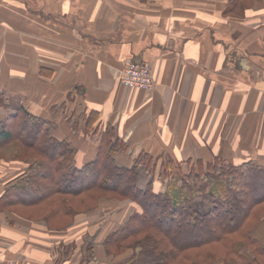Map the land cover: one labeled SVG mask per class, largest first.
<instances>
[{
    "label": "crops",
    "instance_id": "obj_1",
    "mask_svg": "<svg viewBox=\"0 0 264 264\" xmlns=\"http://www.w3.org/2000/svg\"><path fill=\"white\" fill-rule=\"evenodd\" d=\"M243 1L0 0V120L25 108L54 121L80 166L96 159L112 128L127 147L121 165L140 154L157 160L156 189L167 160L264 166V0ZM130 63L152 70L151 91L121 83ZM14 148H0L8 154L0 197L26 166ZM152 178L141 172L139 187ZM17 211L0 209V264H131L136 256L105 246L140 211L130 200L101 198L72 220ZM253 234L264 243V218Z\"/></svg>",
    "mask_w": 264,
    "mask_h": 264
},
{
    "label": "trees",
    "instance_id": "obj_2",
    "mask_svg": "<svg viewBox=\"0 0 264 264\" xmlns=\"http://www.w3.org/2000/svg\"><path fill=\"white\" fill-rule=\"evenodd\" d=\"M91 122L93 114L86 125ZM56 128L25 108L0 120V148L14 144L12 157L26 165L5 184L0 209L38 207L48 217L72 220L101 198L130 200L140 211L105 246L113 253L133 248L131 264H264V243L253 234L264 218L263 165L217 159L206 167H182L167 160L158 174L165 183L156 189L157 160L140 154L121 165L116 156L127 147L112 128L104 132L96 159L82 166L71 143L55 137ZM141 172L153 177L144 189Z\"/></svg>",
    "mask_w": 264,
    "mask_h": 264
},
{
    "label": "built area",
    "instance_id": "obj_3",
    "mask_svg": "<svg viewBox=\"0 0 264 264\" xmlns=\"http://www.w3.org/2000/svg\"><path fill=\"white\" fill-rule=\"evenodd\" d=\"M120 80L128 88H138L148 91L154 88L153 73L148 66L130 63L122 70Z\"/></svg>",
    "mask_w": 264,
    "mask_h": 264
},
{
    "label": "rangeland",
    "instance_id": "obj_4",
    "mask_svg": "<svg viewBox=\"0 0 264 264\" xmlns=\"http://www.w3.org/2000/svg\"><path fill=\"white\" fill-rule=\"evenodd\" d=\"M256 2H259L258 0H251V3H253V5L252 6H254V4H255V6L257 5L256 4ZM251 3H248V0H246V1H243L242 2V4H243V7L245 8V7H247V5H250ZM242 4H241V6H242ZM259 5H261V7H262V4H259ZM241 6H237V9L240 7V10H241ZM242 7V8H243ZM257 7H258V5H257ZM11 153V152H10ZM12 154V153H11ZM8 154H7V151H2L1 149H0V156H7ZM241 162V161H240ZM6 169H8V166H2V165H0V171H2V172H4V171H6ZM147 180L148 179H145V181H143L142 183H141V185L142 186H146V184H147ZM233 261V260H232Z\"/></svg>",
    "mask_w": 264,
    "mask_h": 264
}]
</instances>
